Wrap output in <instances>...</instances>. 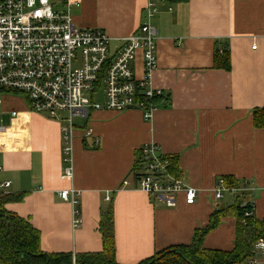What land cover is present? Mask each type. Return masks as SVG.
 <instances>
[{"label": "crops", "instance_id": "0c3cea01", "mask_svg": "<svg viewBox=\"0 0 264 264\" xmlns=\"http://www.w3.org/2000/svg\"><path fill=\"white\" fill-rule=\"evenodd\" d=\"M148 1L80 0L73 20L80 27L103 28L114 39L126 37L147 20ZM154 1L160 11L150 21L160 34L153 82L164 95L151 121L135 108L91 111L73 140V180L61 178L60 122L23 103L5 105L19 113H7L6 130L0 132V183L10 182L6 191L24 196L5 208L40 231L44 252L103 251L99 223L110 205L120 264H139L166 248L190 244L213 212L238 199L230 194L215 199L211 189L225 176L255 187L239 199H253L255 216L264 218V128L256 127L252 117L264 107V0ZM226 48L230 71L214 67L217 49ZM137 66L141 74V53ZM147 142L174 158L179 176L200 190L194 204L181 194L177 206L170 207L136 188L137 156ZM72 184L81 190L82 222L76 228L71 203L59 195ZM236 229L235 216L221 218L205 236L204 247L232 250Z\"/></svg>", "mask_w": 264, "mask_h": 264}, {"label": "built area", "instance_id": "2783aa9c", "mask_svg": "<svg viewBox=\"0 0 264 264\" xmlns=\"http://www.w3.org/2000/svg\"><path fill=\"white\" fill-rule=\"evenodd\" d=\"M80 5V0H0V115L17 116L18 109L5 105L22 100L27 110L60 122L64 180L74 179L73 140L80 125L76 118L87 119L94 110L135 108L151 121L158 108L155 99L164 95L153 82L160 33L150 18L160 11L156 2L148 1L147 20L136 33L115 39L99 27L78 26L72 9ZM61 112L66 115L60 116ZM5 130L6 126L0 125V132ZM86 134L91 136L93 129L88 127ZM99 142L97 137L95 144ZM172 161L156 142L143 144L136 162V188L170 207L177 206L181 194L186 203L194 204L200 190L172 173ZM124 185L129 182L125 180ZM9 186L10 182L0 183V190L6 193ZM254 190L248 180L228 186L224 177L211 189L215 199L226 194L240 198ZM59 195L71 203L73 227H79L81 190L72 184ZM241 205L250 208L245 217L255 215L253 199ZM241 264H264V239L254 243Z\"/></svg>", "mask_w": 264, "mask_h": 264}, {"label": "trees", "instance_id": "16d2710c", "mask_svg": "<svg viewBox=\"0 0 264 264\" xmlns=\"http://www.w3.org/2000/svg\"><path fill=\"white\" fill-rule=\"evenodd\" d=\"M214 67L231 70L228 48L223 52L217 49ZM161 97H157L155 102L158 103ZM252 117L256 127L264 128V107L256 108ZM171 171L179 176L174 158ZM224 178L228 186H237L240 183L233 177ZM23 197L22 193H4L0 190V264H120L116 258L113 205L102 211L99 223L103 251L76 255L72 252L47 253L41 248L40 231L29 219L5 208L6 203L20 201ZM248 209V206L241 205L239 198L236 199L234 204L213 212L209 224L195 232L190 244L166 248L139 264H241L251 254L254 243L264 239V218L258 219L255 215L245 217ZM225 216H235L237 219L235 247L229 251L205 248V236Z\"/></svg>", "mask_w": 264, "mask_h": 264}, {"label": "rangeland", "instance_id": "374dc122", "mask_svg": "<svg viewBox=\"0 0 264 264\" xmlns=\"http://www.w3.org/2000/svg\"><path fill=\"white\" fill-rule=\"evenodd\" d=\"M103 29V28H101ZM17 104L18 107H22V103H24L22 100H17L15 102ZM0 112H1V109H0ZM66 115V113L64 112H61L60 113V116L64 117ZM10 117V114H4V115H0V125H7V118ZM82 122V119L80 118H76V124L79 125L78 123H81Z\"/></svg>", "mask_w": 264, "mask_h": 264}, {"label": "water", "instance_id": "95a60500", "mask_svg": "<svg viewBox=\"0 0 264 264\" xmlns=\"http://www.w3.org/2000/svg\"><path fill=\"white\" fill-rule=\"evenodd\" d=\"M132 108V107H131Z\"/></svg>", "mask_w": 264, "mask_h": 264}]
</instances>
